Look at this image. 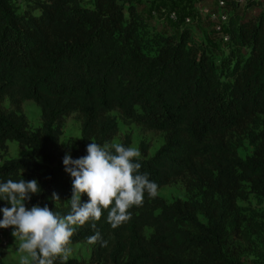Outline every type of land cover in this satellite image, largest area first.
<instances>
[{
    "label": "trees",
    "instance_id": "16d2710c",
    "mask_svg": "<svg viewBox=\"0 0 264 264\" xmlns=\"http://www.w3.org/2000/svg\"><path fill=\"white\" fill-rule=\"evenodd\" d=\"M235 21L229 41L244 45L248 56L223 73L205 43L192 39L191 25L177 37L159 34L156 52L146 54L139 30L147 23L132 2L94 0L88 9L80 0H42L18 14L12 0H0V153L8 154V142L29 151L4 160L0 183L34 179L41 191L25 205L67 215L73 178L63 159L86 156L91 142L110 144L118 133L115 111L163 133L152 156L141 149L140 172L158 190L181 180L192 197L166 203L145 192L142 206L129 209L131 218L117 228L107 210L95 229L77 227L71 244L88 243L95 231L107 241L91 244L86 264H243L225 251L242 238L238 202L249 193L264 198V10ZM25 101L40 110L34 130ZM74 113L80 139L62 147L63 120ZM256 122L259 143L241 158L228 138ZM120 144L129 147V138ZM4 207L10 205L0 200ZM4 256L0 248V264Z\"/></svg>",
    "mask_w": 264,
    "mask_h": 264
},
{
    "label": "rangeland",
    "instance_id": "374dc122",
    "mask_svg": "<svg viewBox=\"0 0 264 264\" xmlns=\"http://www.w3.org/2000/svg\"><path fill=\"white\" fill-rule=\"evenodd\" d=\"M42 0H12L18 14H23L29 10L35 2ZM121 5L132 2L138 13L146 20L147 25H142L139 30L144 52L152 55L156 52L159 42V34L177 35L185 25L192 26V39L197 42L205 43V50L210 54L211 59L218 68L224 73L230 70L235 64L242 63L248 56V49L235 40V38L223 41L219 34L214 30L213 24L208 17L202 15L203 9L223 11L228 15V22L224 26L229 36V31L235 26V19L254 18L257 12L264 10V0H225V7L216 10L215 0H118ZM84 8L92 9L94 0H80ZM174 12L177 20L168 19V14ZM38 14L37 11L33 12ZM235 28V27H234ZM232 35V33H231ZM7 108V104H4ZM22 111L26 116L29 129L34 130L40 126V110L32 101H25ZM118 123V133L111 140L112 143H122L127 137L130 146L139 150L145 148L147 157H150L163 144V133L143 129L136 124L122 120L115 111L111 112ZM259 124L248 125L242 132H233L228 140L230 145L236 150L241 158L250 156L254 150V144H258L257 134ZM80 139V119L77 114H71L63 120L61 146L64 147L71 141ZM27 149L19 148L14 142H8V154L6 159L20 158L28 153ZM157 197L166 203L175 200H188L192 197L191 192L187 191L181 180H176L169 185L163 186L158 190ZM26 206V205H25ZM238 215L243 223L241 241L233 240L231 246L225 251L230 260L238 259L243 264H252L259 261L264 264V198L258 194L249 193L246 201L238 202ZM28 210L32 206H26ZM3 219V218H2ZM202 219V218H201ZM0 228V248L5 253V264H30L32 258L19 250L21 241L13 235L3 232ZM14 229V228H13ZM238 246V247H237ZM71 255L68 260H76L86 264L90 261L92 245L88 243L70 244ZM56 259L61 260L59 257ZM62 261V260H61Z\"/></svg>",
    "mask_w": 264,
    "mask_h": 264
},
{
    "label": "clouds",
    "instance_id": "9594fccd",
    "mask_svg": "<svg viewBox=\"0 0 264 264\" xmlns=\"http://www.w3.org/2000/svg\"><path fill=\"white\" fill-rule=\"evenodd\" d=\"M86 151L87 155L81 158L73 160L66 154L63 159L65 171L73 178L70 212L65 216L57 215L47 206L26 208L25 201L41 191L36 180L9 179L0 183V200L10 205L0 209L3 213L0 228H14L12 235L21 241L19 250L26 252L35 264H54L57 257L66 262L77 227L91 223L95 229L107 210V222L117 228L131 218L129 209L142 206L145 192L152 198L158 193V185L140 172L141 153L137 148L91 142ZM83 194L88 197L86 203L81 202ZM52 199L58 201L59 196L54 193ZM97 242L107 246L99 231L88 237V243Z\"/></svg>",
    "mask_w": 264,
    "mask_h": 264
},
{
    "label": "built area",
    "instance_id": "2783aa9c",
    "mask_svg": "<svg viewBox=\"0 0 264 264\" xmlns=\"http://www.w3.org/2000/svg\"><path fill=\"white\" fill-rule=\"evenodd\" d=\"M215 1H216V10L225 7V0H215ZM201 12L204 13L202 15L208 17L209 21L213 24L214 30L216 31L217 34L220 35L221 39L225 42L228 41L229 36L225 31V27H224L228 22V15L223 11H215V10H207V9H203L201 10ZM168 19L176 21L177 16L174 12H172L168 14ZM5 159H6L5 156H3L2 153H0V166L3 164ZM13 231L14 229L12 227L3 229V232L9 235H12Z\"/></svg>",
    "mask_w": 264,
    "mask_h": 264
}]
</instances>
